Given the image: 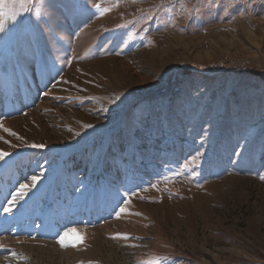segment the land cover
Here are the masks:
<instances>
[{
  "label": "rangeland",
  "instance_id": "374dc122",
  "mask_svg": "<svg viewBox=\"0 0 264 264\" xmlns=\"http://www.w3.org/2000/svg\"><path fill=\"white\" fill-rule=\"evenodd\" d=\"M37 3L0 31V264H264V0Z\"/></svg>",
  "mask_w": 264,
  "mask_h": 264
},
{
  "label": "snow or ice",
  "instance_id": "6c2138e0",
  "mask_svg": "<svg viewBox=\"0 0 264 264\" xmlns=\"http://www.w3.org/2000/svg\"><path fill=\"white\" fill-rule=\"evenodd\" d=\"M19 3L20 8L23 12H31L33 9L32 7H29V5H35V15L39 16L41 14V4L37 3V0H0V31H4V23H5V17H9L13 21H16L17 19V11H16V5ZM95 7H100L99 4H96ZM87 127H91V125H87ZM0 128H3V125L0 124ZM4 131L10 132L12 135H15V133H12L10 129L4 128ZM31 147L34 148H43L45 147L42 144H33ZM10 155L7 152H4L0 150V160H3L5 157ZM37 177L32 178L33 185H35L37 181ZM30 186L27 184H23L20 186L19 191L17 192L16 196L12 198L11 203L7 208L4 209L5 212H11L12 211V205L17 202V200L21 197H23L28 191ZM127 211L126 208L122 207L120 208V213H123ZM120 213H117V216L120 215ZM124 238H127L126 236ZM83 238L77 233L75 229H71L69 232H65L59 239L58 243L62 247H67L69 244L72 246H75L77 242L82 240Z\"/></svg>",
  "mask_w": 264,
  "mask_h": 264
},
{
  "label": "trees",
  "instance_id": "16d2710c",
  "mask_svg": "<svg viewBox=\"0 0 264 264\" xmlns=\"http://www.w3.org/2000/svg\"><path fill=\"white\" fill-rule=\"evenodd\" d=\"M76 156V155H75ZM72 157H73V155H70V159H72ZM42 227V225L41 224H39L38 225V228H41Z\"/></svg>",
  "mask_w": 264,
  "mask_h": 264
}]
</instances>
